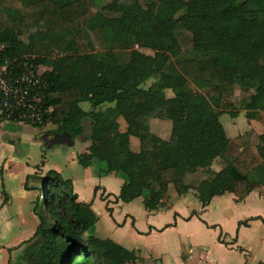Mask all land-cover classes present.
<instances>
[{
	"label": "trees",
	"instance_id": "16d2710c",
	"mask_svg": "<svg viewBox=\"0 0 264 264\" xmlns=\"http://www.w3.org/2000/svg\"><path fill=\"white\" fill-rule=\"evenodd\" d=\"M95 3L0 0V66L29 58L50 68L43 73L45 105L54 111L44 126L74 140L91 124V145L78 163L98 161L105 175L123 177L114 203L142 198L146 211L160 212L194 189L206 209L227 194L244 201L249 184L264 188V129L256 139L254 128L231 140L220 120L222 111L234 109L240 86L253 92L246 117L263 121L264 0H112L98 13ZM96 17L102 21L97 26ZM168 21L175 46L156 32ZM86 102L89 112L80 107ZM154 119L170 122L168 140L151 131ZM131 137L139 139L138 151ZM232 143L239 150L234 157ZM219 160L224 176L217 180ZM199 172L203 180L187 182ZM41 179L43 202L34 205L39 225L22 245L20 264H140L135 249L93 234L100 218L92 202L79 201L71 180L54 170ZM111 196L101 197L108 212ZM3 197L5 204V191Z\"/></svg>",
	"mask_w": 264,
	"mask_h": 264
},
{
	"label": "crops",
	"instance_id": "0c3cea01",
	"mask_svg": "<svg viewBox=\"0 0 264 264\" xmlns=\"http://www.w3.org/2000/svg\"><path fill=\"white\" fill-rule=\"evenodd\" d=\"M41 67L44 72L50 70L48 67ZM153 121L154 120L150 122V128L151 131L156 134V132L152 130ZM16 124L18 125V123L2 119L0 115V264H20L19 257L23 243L31 239L36 233L39 220L34 214V205L36 201L43 196L40 189L41 182L44 185V182L41 181L39 177H43L51 170L63 176L61 168H47L48 164L45 163L46 160L42 159L32 164L33 154L28 149L31 146H36L37 142L36 140L30 142L25 139L23 143L22 139H20V142L17 143V136H15L17 129L15 127L18 126ZM119 125L120 132H125L127 128L126 124L124 128L121 127L120 122ZM90 126L91 124L89 123V128ZM45 127H53L54 129L44 132L43 128ZM34 128L38 131L39 139L45 142L48 150L54 149L56 146H59L61 150H66V148H70L74 145L72 136L68 132L58 131L59 128L54 125L48 124L42 128ZM55 129L57 131H54ZM159 133L163 135L168 133L171 135L170 124L162 126L159 129ZM261 134V132H257L254 139ZM83 135L84 134L81 136ZM156 135L159 136L158 134ZM159 137L162 138L161 136ZM60 138H63L66 143L62 144V141H59ZM134 138L136 137H131V148L134 151H138L140 149V141L136 138L139 144L133 147ZM67 156L69 157L70 154H61L58 158L64 165L70 162L78 164L74 154H71V159H68ZM214 166L213 170L220 173V170ZM104 169L105 166L103 164L100 168L101 173ZM90 175L91 174L86 176V178L88 177L86 181H89ZM192 178L193 176H188L187 182L190 183ZM66 180H71L73 182L74 192L78 195L79 201L84 203L92 202L94 205L97 196L112 195L109 198V201H111L109 208L112 212L109 213L111 217L114 216L117 209H114V207L110 205L114 204V197L118 196L120 191L118 193H113L107 186L99 185L96 187L98 191H96V188H93L92 192H94V199L91 202H87L82 200V194L79 190V188H82V181H79L77 176L66 178ZM201 180H203V178ZM123 183L124 179L122 177L120 190ZM78 185L81 186L78 187ZM248 187L250 193L242 202H237V197L233 194H227L221 196L222 198L215 197L211 204L206 209H203L196 197V191L192 189L189 193L177 197L171 209L160 211L175 210L174 218L177 220L173 224L166 225L163 229H157L155 226H152V229L150 228L147 234L153 231L162 232L167 229L172 230L176 234H180L178 238H174L170 241L164 256L162 258H157L158 264H264V209H232L238 208L241 205H249L253 200L264 202V188H258L253 184H249ZM3 191H5L8 196V201L5 204L3 202ZM37 191H39V194L34 196L33 193ZM33 197L35 200H33ZM138 200L139 199L127 205ZM193 200L199 202V205L196 204L198 209H194L189 215H182L177 209H174L178 207L181 202L188 205L190 201ZM140 201H143V199L140 198ZM115 204L118 207L123 206L121 205L123 204L122 202ZM212 205H215L217 209H210ZM160 212H153L151 214H158ZM124 216L125 219L123 223L114 220L115 229L123 227L128 221L131 222L132 216L129 212L126 211ZM193 221H195L197 225L193 227L194 230H191L188 225ZM118 225H120L119 228ZM132 226H134V219L132 221ZM98 231L102 232L103 230L101 227L95 226L92 232L98 236ZM138 233L144 234L145 232L138 231Z\"/></svg>",
	"mask_w": 264,
	"mask_h": 264
},
{
	"label": "rangeland",
	"instance_id": "374dc122",
	"mask_svg": "<svg viewBox=\"0 0 264 264\" xmlns=\"http://www.w3.org/2000/svg\"><path fill=\"white\" fill-rule=\"evenodd\" d=\"M110 2H112V0H96L93 11L98 13L102 6ZM101 23L102 21L100 18L96 17L94 19V24L96 26L100 25ZM172 23L173 21H168L166 24L159 27L156 31L158 36L163 39L169 46L176 45V42L174 41L171 35ZM259 77L264 83V67L260 68ZM153 82V79L148 81L145 85V88L148 89L153 84ZM192 87L194 88V85H192ZM201 92L202 94L206 95L209 99L211 98L210 95L214 96L213 93L208 91L201 90ZM165 93L168 97L173 96V92L171 90H166ZM252 93V91H246L242 87L236 86L235 93L233 96L234 109L230 111H222L223 115L221 116L220 120L223 126L225 127L227 136L230 139H234L235 137L242 135L253 128H256L257 132L261 133L264 129V113L263 121L261 122L255 120L254 122H250L246 117L247 111L245 107L246 103L250 100ZM81 108L86 112L92 110L91 104L89 102L82 103ZM119 122L121 123V127L124 128L125 122L122 119H120ZM166 124H170V122L154 119V121L152 122V130L162 138L168 139L170 137V134L166 133L163 135L159 133V129L162 126H166ZM17 126L18 127H15L17 129V133H15V136H17V143L20 142V139H22L23 143L25 139L30 142L34 140H36L37 142L36 146H31L28 149L33 154L31 161L32 164L43 159L46 160L45 163L48 164L47 168H61L63 172L62 177L64 179L77 176L79 178V181H82V186L78 185V187H82L81 189L79 188V190L82 194L83 201L85 200L87 202H91L94 199V192H92L93 188H96L99 185L107 186L109 190L113 193H118L120 191L122 176L105 175L103 171L101 173L100 168L103 166V163L95 161L93 165L89 167L81 166L78 163V156L84 153L86 149L91 145V141L88 140L89 136L91 135L89 123L85 126L86 131L84 135L81 136V138L78 137L74 139V145L70 148H66V150H61L59 146H56L54 149L48 150V147L45 145V142L39 139L38 131L34 128V126L25 123H18ZM53 129V127H45L43 128V131L48 132L52 131ZM54 131L57 130L55 129ZM133 140V147H136V144H139L138 139L134 138ZM59 141H62V144L66 143L63 138H60ZM61 154H70L69 157L67 156L68 159H71V154H74L77 158L78 164H73L72 162H70L67 165H64L63 162L60 161V159L58 158V156H60ZM238 154L239 150L232 143L229 156L234 157ZM214 167L220 170V176L217 178V180L222 179V177L224 176V165L222 164L221 160L217 161ZM89 174H91L90 179L89 181H86L88 180V177L86 178V176H88ZM202 178H205V175L203 172H199L197 175L193 176L192 180L199 181ZM39 179L42 181L41 177H39ZM40 189L43 193L44 185L42 182ZM38 194L39 191L33 193L34 196H37ZM101 197V195L97 196L93 205L96 214L100 217V221L96 225V227L99 226L103 230L102 232H97L98 236L103 239H114L115 241H117V243L121 244L127 249H136L139 254V257L141 258L140 264H158L157 258H162L164 256L168 249L170 241H172L174 238H178V235L180 233L176 234L172 230L168 229L162 232L153 231L150 234L147 233L150 228L152 229V226H155L157 229H163L166 225L173 224L177 220H175L174 218L175 210L164 211L158 214H151L145 210L142 201H140L139 199L138 201L130 205L123 203L121 204L123 205L122 207L116 206L115 203L111 204L110 206H113L114 209H117L114 216L111 217L110 213L106 210V202L103 201ZM33 200H35L34 197ZM41 201L43 202V199H41ZM196 204L199 205V202L196 200L190 201L188 205L181 202L178 207H175L174 209H177V211H179L182 215L186 216L189 215L194 209H198ZM210 209L217 208L215 205H212ZM232 209H264V202L260 200H253L249 205H241L238 208ZM126 211L129 212L132 216L131 222L128 221V223L123 227H120V225H118V228H120L115 229L114 220L118 221L119 223H123ZM133 219L134 226H132ZM195 223L196 222L193 221L191 224L188 225L191 230H194L193 227L197 225ZM138 231L145 233L139 234Z\"/></svg>",
	"mask_w": 264,
	"mask_h": 264
},
{
	"label": "built area",
	"instance_id": "2783aa9c",
	"mask_svg": "<svg viewBox=\"0 0 264 264\" xmlns=\"http://www.w3.org/2000/svg\"><path fill=\"white\" fill-rule=\"evenodd\" d=\"M43 73L42 67H36L29 58L0 66V115L11 122L44 126L54 108L45 105L49 83Z\"/></svg>",
	"mask_w": 264,
	"mask_h": 264
}]
</instances>
